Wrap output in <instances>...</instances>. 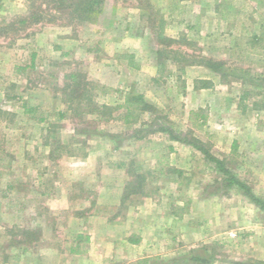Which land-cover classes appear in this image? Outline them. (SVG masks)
I'll return each mask as SVG.
<instances>
[{"label": "rangeland", "instance_id": "rangeland-1", "mask_svg": "<svg viewBox=\"0 0 264 264\" xmlns=\"http://www.w3.org/2000/svg\"><path fill=\"white\" fill-rule=\"evenodd\" d=\"M27 4L0 0V264H54L102 165L142 174L150 199L115 211L154 226L151 264H264V211L189 143L264 199V56L238 39L264 28V0H103L21 23ZM125 93L142 95L128 118Z\"/></svg>", "mask_w": 264, "mask_h": 264}, {"label": "crops", "instance_id": "crops-1", "mask_svg": "<svg viewBox=\"0 0 264 264\" xmlns=\"http://www.w3.org/2000/svg\"><path fill=\"white\" fill-rule=\"evenodd\" d=\"M109 173L112 176L107 177ZM119 173H121L120 179L115 181L114 175ZM95 175L96 180L84 183L92 191L84 197L86 201L77 213L78 216L73 217L76 227L69 246L60 248L62 255L60 252L52 262L54 264H136L137 260L147 258L148 264H151L153 256L148 250L155 242L153 236H148V228L153 229L154 226L145 220L138 222L137 215H124L115 211L116 206L129 199L142 197L145 200L150 199V196L146 193L124 195L125 186L129 181L126 169L119 172L109 165L95 166ZM101 205L106 207L102 208ZM51 249L42 248V252L45 255ZM138 249H142V252ZM38 250L40 249L23 248L27 253H36Z\"/></svg>", "mask_w": 264, "mask_h": 264}, {"label": "trees", "instance_id": "trees-1", "mask_svg": "<svg viewBox=\"0 0 264 264\" xmlns=\"http://www.w3.org/2000/svg\"><path fill=\"white\" fill-rule=\"evenodd\" d=\"M28 3V18H23L19 20L21 23L31 22L38 23L40 21L46 20L47 22L56 21L63 14L66 15L69 21H81L90 17L93 13L97 12L101 5L103 4V0H26ZM52 10L58 12H52ZM164 39H168L172 41L170 38L163 37ZM240 40V47L246 51L253 54L264 56V28L259 33H255L252 35L238 37ZM208 65L212 67L215 71L219 72L222 75H228L235 77L239 80H247L252 77L251 71L248 68H244L241 66L233 65V64H225L224 62H209ZM74 75H72L73 77ZM248 94L247 91H244L242 98H244ZM142 103V95L133 96L129 93H125L123 98V102L118 104L117 107H122L126 109L125 117L128 118L132 115L131 106H135L136 108ZM144 107H147V104H143ZM128 116V117H127ZM160 130H166L171 138H176L172 134L171 131L160 128ZM141 138V137H139ZM195 147H197L200 151L203 152L205 158L214 164L215 168L221 172L222 174H226V178L224 181L226 185L236 184L242 191L261 209L264 211V199L257 197L252 194L249 187L238 180L224 165L223 161L219 158H216L210 152L203 148L196 146L193 142H189ZM127 165L129 169V164L125 162H121L118 166ZM129 176L134 177V180H129L125 186L124 195H130L135 193H141V181L143 179L142 174L136 172V170H127ZM201 261L206 262L205 259H199ZM136 264H148V259H140L136 261Z\"/></svg>", "mask_w": 264, "mask_h": 264}]
</instances>
